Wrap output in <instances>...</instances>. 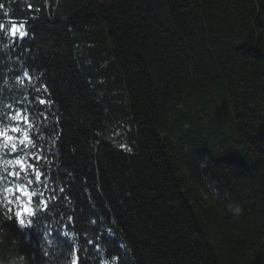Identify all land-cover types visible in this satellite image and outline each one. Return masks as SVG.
I'll return each mask as SVG.
<instances>
[{
	"label": "trees",
	"instance_id": "16d2710c",
	"mask_svg": "<svg viewBox=\"0 0 264 264\" xmlns=\"http://www.w3.org/2000/svg\"><path fill=\"white\" fill-rule=\"evenodd\" d=\"M0 5V264H264V0Z\"/></svg>",
	"mask_w": 264,
	"mask_h": 264
},
{
	"label": "snow or ice",
	"instance_id": "6c2138e0",
	"mask_svg": "<svg viewBox=\"0 0 264 264\" xmlns=\"http://www.w3.org/2000/svg\"><path fill=\"white\" fill-rule=\"evenodd\" d=\"M0 7H3V5H0ZM4 25L0 24V28H3ZM23 25H13L11 27V35L12 37H23L25 35L24 31H23ZM27 75V74H26ZM40 104H45L46 101L43 99L39 100ZM11 120L13 121H17L18 123H23L27 126V129H31L33 127V125L29 122V118L28 116L20 110H17L11 117ZM12 133H22V135L20 137H14L12 135ZM0 141H2V143H0V148H3L5 151L10 152V153H17V152H22L25 149L31 147L33 149H36L38 146L36 144L33 143L32 138L29 136V132L26 129H21L19 126H13L11 128H3L0 129ZM32 158L34 160H41L42 157L37 154V153H33ZM10 164L12 165H16L19 168V172H14V173H9V175H13L16 177H19L20 172H25L27 169L29 168H34V166L32 164H29L26 160H24L22 157L21 158H17V159H12L9 161ZM41 172L40 171H35V180L37 183L41 182ZM27 178V177H25ZM33 183L32 180H28V184L31 185ZM7 192H15L17 195H15V199L16 200H20L22 197L23 198H27L28 200H32L33 197L39 195H42V193L39 192H32L29 191L28 187L24 186V185H18L15 187V189L13 188H8L6 189ZM5 199H7V197H5ZM9 203H11V201H9ZM39 203L41 205H43L45 203V201L43 199H41L39 201ZM27 214L28 216H32L33 213L30 209L25 208L24 212H17L16 213V217L18 218V223L21 227L25 226V222L23 220V216ZM65 235L67 236L68 234L65 233ZM73 264H77V260L74 257L73 258Z\"/></svg>",
	"mask_w": 264,
	"mask_h": 264
},
{
	"label": "clouds",
	"instance_id": "9594fccd",
	"mask_svg": "<svg viewBox=\"0 0 264 264\" xmlns=\"http://www.w3.org/2000/svg\"><path fill=\"white\" fill-rule=\"evenodd\" d=\"M237 210H239V211H240V209H239V207H238V206H236V207L234 208V211H237Z\"/></svg>",
	"mask_w": 264,
	"mask_h": 264
},
{
	"label": "rangeland",
	"instance_id": "374dc122",
	"mask_svg": "<svg viewBox=\"0 0 264 264\" xmlns=\"http://www.w3.org/2000/svg\"><path fill=\"white\" fill-rule=\"evenodd\" d=\"M12 135H13V134H12ZM13 136H14V135H13ZM14 137H15V136H14ZM25 208H28V209H30L28 205H25L24 209H25Z\"/></svg>",
	"mask_w": 264,
	"mask_h": 264
}]
</instances>
